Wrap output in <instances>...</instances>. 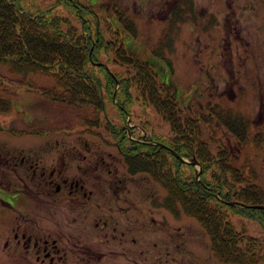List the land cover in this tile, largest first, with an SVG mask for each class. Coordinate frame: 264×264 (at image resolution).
Masks as SVG:
<instances>
[{"label": "rangeland", "instance_id": "rangeland-1", "mask_svg": "<svg viewBox=\"0 0 264 264\" xmlns=\"http://www.w3.org/2000/svg\"><path fill=\"white\" fill-rule=\"evenodd\" d=\"M111 2L113 1L100 0L94 4L95 7H106ZM118 3L125 11V16L134 23H129L128 28L132 30L136 26L137 30L136 36L123 31L126 47L131 53L138 55L137 58H147L153 62L160 74V83L163 82L171 95L176 97L182 114L188 113L191 118H195V111L203 110L207 116V106L212 107L213 103H219L233 112L247 114L260 123L264 114V0H194L196 19L189 13L185 18L174 19L172 23L170 20L174 9H179L180 6L190 12L183 0H118ZM99 13L102 16V12ZM152 47L153 56L150 54ZM158 48H162L160 53ZM121 55L122 52L119 56ZM119 59L124 63L122 57ZM0 69L3 74H10L8 67ZM29 77L32 78V75ZM45 80L46 77L41 81ZM4 83L8 85L7 81ZM55 83L54 78L48 77L43 84L50 85L51 88ZM1 87L0 84V89ZM33 87V90L25 91L24 86L17 96L11 97L13 105L12 102L4 104L5 107L9 105V112L0 113V127H5L4 124L8 125L11 121L15 123V132L0 129V162L8 158L7 155L25 154L44 160L46 165L52 162L57 164L62 152H66L71 158V172H76L78 165L86 167L108 189L106 202L102 201L101 195H97L92 201L100 204L93 207L94 218L107 210L108 217H116L121 228L125 226L130 232L137 234L141 258L139 261L133 258L130 243H126L124 254L118 250L110 235L111 242L104 245V240L98 236L97 231L85 232L88 228L84 230L81 224L74 223L73 220L78 214L75 213L76 208L69 205V195L65 198L58 196L55 200L68 203L64 208L48 205L54 203L53 198L28 200L34 205L45 203L44 207L33 206L38 211H34L32 220L35 221V230L39 231L33 232L43 233L44 237L51 239L53 236L63 235V240L58 245L60 253L50 247L52 253L59 257L65 251L75 248L80 238V245H88L94 251L104 253L102 262L105 264H223L215 257L208 235L196 219L185 213L175 217L166 209L153 206L152 198L165 195L166 191L162 186L152 182L148 174H126L127 168L118 147L103 141L104 134L107 133L103 131L102 115L98 114V128L101 131H96V128L86 130L92 126L83 123L77 113L72 111L74 108L64 102L44 98L43 89L39 85ZM55 88H59V85ZM199 102L203 103L202 107L196 105ZM94 110L95 107L90 108L91 112ZM25 111L30 116L28 119H21ZM107 111L111 118L116 115L111 106H108ZM42 117L46 118L44 128H50L53 132L56 128L57 134L48 136L20 133L32 126V118L40 120ZM82 117L86 118L84 115ZM87 118V123L96 124L92 117V121ZM115 121L117 122L116 118ZM152 121L153 128L166 123L155 109ZM135 122L139 123L140 120L135 118ZM213 123L216 138H220L217 133L224 134L226 130L216 122ZM69 124H73V128H68ZM200 126L203 130L204 146L211 149V156H214L215 149L206 137V123L201 122ZM169 127L168 123L164 125V129L168 130ZM106 140L109 139L106 137ZM82 155L88 156L86 162H81ZM259 160L260 185L264 188V156H260ZM109 168L118 170L126 178L128 188L135 186L142 190L140 197L133 198V194L128 191L121 198L117 192L113 193L111 186L119 185L116 175L108 173ZM197 169L199 170L198 166ZM135 205L139 208L138 216L133 211ZM14 210L15 214L8 215L13 226H16L18 220L21 223L24 211ZM228 215L235 227L241 229L240 233L252 238H256L254 235L264 238V227L258 221L245 215H234L232 212H228ZM13 226L0 222V264H28L22 258L34 262L35 255L30 253L26 257V249L17 245L12 232ZM10 235V245L6 247L5 236Z\"/></svg>", "mask_w": 264, "mask_h": 264}, {"label": "trees", "instance_id": "trees-1", "mask_svg": "<svg viewBox=\"0 0 264 264\" xmlns=\"http://www.w3.org/2000/svg\"><path fill=\"white\" fill-rule=\"evenodd\" d=\"M99 1L0 0V68L8 67L10 72L3 74L0 69V113L9 112V105L4 104L11 103V97L17 96L24 86L25 91H31L34 85H39L44 98L74 108L72 111L79 119L92 126L86 130H100L98 114L102 115L103 131L120 146L131 172H149L165 188V195L153 198L154 207L164 208L175 217L185 213L195 218L206 231L211 250L221 263L264 264V238L240 233L228 215V212L245 215L264 227V210L230 205L232 201L264 204L259 175V157L264 156V117L257 123L219 103L207 106L210 112L207 116L203 110L195 111V118L182 114L176 97L159 83L148 60L137 58L126 47L123 31L136 36L137 30L136 26L128 28L129 23H134L125 16L118 0H112L106 7H95L94 3ZM158 50L160 53L162 48ZM45 77L54 78L55 86L44 85L46 80H41ZM145 92L151 93L152 110L170 124L168 130L164 129L166 123L153 128L151 137L157 142L153 145L130 140L126 130L130 107L139 112L136 115L139 119L144 118L141 119L144 125L152 123L150 104L141 108L138 100L139 93ZM108 106L116 113L113 118L108 115ZM91 107H95L93 112ZM82 115L89 117V121L93 118L96 124L87 123ZM29 116L25 111L21 119ZM42 118H32V126L20 133L50 135L58 130L44 128L46 118ZM132 121L133 117L129 122ZM201 121L206 123V137L215 149L214 156L204 146ZM213 122L225 126V135L218 132L220 138H216ZM14 124L11 121L0 129L15 132ZM67 126L73 128V124ZM171 149L183 157H196L202 166L200 177L197 178L192 163L182 162Z\"/></svg>", "mask_w": 264, "mask_h": 264}, {"label": "flooded vegetation", "instance_id": "flooded-vegetation-1", "mask_svg": "<svg viewBox=\"0 0 264 264\" xmlns=\"http://www.w3.org/2000/svg\"><path fill=\"white\" fill-rule=\"evenodd\" d=\"M185 1L189 2V0ZM182 16L183 13L179 11H175L173 15L174 18ZM227 92L231 93L230 91ZM139 94L141 95L138 99L142 104L141 108H146L145 104H150L149 108L152 110L151 93L145 92ZM124 110L126 111L125 108ZM148 125L149 129L153 130V123L146 124L145 126ZM130 133L133 135V139L130 140L153 145L152 137H139L140 126L137 124L131 128ZM103 141L118 147L122 161L127 168V175L136 176L138 174H148L153 182V175L149 172L136 170L131 172L130 165L127 163L125 155L115 141L106 139ZM7 156L8 158L0 162V222H6L7 225L13 226L12 219L8 214H15L14 209L24 211L22 213L23 218H21V223H19L18 220L17 225L12 227L17 245L19 248L23 246L26 249V257H29L28 254L30 253L35 255L34 262L27 261L21 257L24 261L28 264H81L83 262L86 264H105L102 262L104 253L94 251L91 246L80 245V238L78 242H76L75 248L69 251L67 250L64 254L57 257L50 251V247H54L55 251L60 253L58 245L63 240V235L59 234L53 236L51 239L50 237H44L43 233H34L39 231L35 230V221L32 220L34 211H38V209L33 206L44 207L45 203L34 205L30 204L28 200L53 198L54 203H48V205L55 208H64L68 206V203L55 202V200H57L58 196H64L65 198L67 195L71 198V203H69V205L72 208H76L75 213L78 214L73 220L74 223L81 224L84 230L88 228L85 232L92 230L97 231L98 236L104 240V245L111 242L109 238L110 235L111 240L115 242L118 250L124 254H126V243H130L133 248V258L137 259V261L140 260V240L137 234H133L125 226L121 228L120 221L116 217L109 218L107 210L102 214H97L95 216L96 218H94L93 207L99 206L100 204L97 200L95 201L97 203H93L92 201L97 195H101L102 201L106 202L108 200V189L93 171H89L88 168L78 165L76 166L77 171L71 172V158L67 156L66 152H62L61 159L57 164H53L52 162L50 165H46L45 161L42 159L33 158L25 154ZM78 158L79 157H77V159ZM87 160L88 156L82 155L81 162H86ZM9 168H12V170ZM17 169L21 170V172ZM108 173L116 175L119 185V187L116 185L111 186L114 189L113 193L117 192L121 198V195L128 191L129 194H133V198L140 197L142 190H139L135 186H132L133 188H128L126 178L121 176L118 170L109 168ZM94 178H96V180ZM32 188L34 189L30 191ZM129 208L131 209L130 205ZM81 211L83 212L80 213ZM133 211L137 216L139 215V208L137 205L133 207ZM77 217L82 219L79 220ZM11 236L12 235L5 236L6 247L10 245Z\"/></svg>", "mask_w": 264, "mask_h": 264}, {"label": "water", "instance_id": "water-1", "mask_svg": "<svg viewBox=\"0 0 264 264\" xmlns=\"http://www.w3.org/2000/svg\"><path fill=\"white\" fill-rule=\"evenodd\" d=\"M254 208H262L264 209V205H253Z\"/></svg>", "mask_w": 264, "mask_h": 264}]
</instances>
